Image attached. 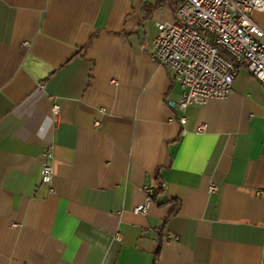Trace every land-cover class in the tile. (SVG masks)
Listing matches in <instances>:
<instances>
[{
	"label": "crops",
	"instance_id": "0c3cea01",
	"mask_svg": "<svg viewBox=\"0 0 264 264\" xmlns=\"http://www.w3.org/2000/svg\"><path fill=\"white\" fill-rule=\"evenodd\" d=\"M175 7L0 0V264H264V88L238 67L181 113L151 55Z\"/></svg>",
	"mask_w": 264,
	"mask_h": 264
},
{
	"label": "built area",
	"instance_id": "2783aa9c",
	"mask_svg": "<svg viewBox=\"0 0 264 264\" xmlns=\"http://www.w3.org/2000/svg\"><path fill=\"white\" fill-rule=\"evenodd\" d=\"M164 1V0H159ZM175 19L156 25L152 57L173 74L181 87L177 109L182 113L189 106H202L208 100H223L231 92L237 68H245L264 88V43L254 35L264 33L251 18L253 12L264 10V0H174ZM56 129L59 106L53 103L50 114ZM180 123L185 121L183 115ZM203 131L198 126L196 132ZM45 159L40 171V183L50 187L53 177ZM215 191L216 188H210ZM144 203L133 209L146 216L152 190L146 188ZM116 240L121 237L116 234Z\"/></svg>",
	"mask_w": 264,
	"mask_h": 264
},
{
	"label": "trees",
	"instance_id": "16d2710c",
	"mask_svg": "<svg viewBox=\"0 0 264 264\" xmlns=\"http://www.w3.org/2000/svg\"><path fill=\"white\" fill-rule=\"evenodd\" d=\"M176 7H177V3H176ZM176 7H175V10H176ZM158 190H162V187L160 186ZM156 193H157V191L152 192V194H156Z\"/></svg>",
	"mask_w": 264,
	"mask_h": 264
}]
</instances>
